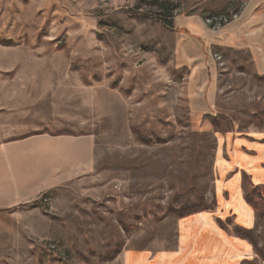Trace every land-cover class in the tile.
Instances as JSON below:
<instances>
[{
    "label": "rangeland",
    "instance_id": "374dc122",
    "mask_svg": "<svg viewBox=\"0 0 264 264\" xmlns=\"http://www.w3.org/2000/svg\"><path fill=\"white\" fill-rule=\"evenodd\" d=\"M246 3L0 0V264H125V250L143 263L174 252L181 206L230 205L250 159L233 143L264 136V75L241 52L213 53L216 99L196 113L175 47L183 19L209 29ZM33 131L45 133L15 139ZM239 217L257 248L230 242V218L216 225L232 254L219 239L218 253L264 264V217Z\"/></svg>",
    "mask_w": 264,
    "mask_h": 264
},
{
    "label": "crops",
    "instance_id": "0c3cea01",
    "mask_svg": "<svg viewBox=\"0 0 264 264\" xmlns=\"http://www.w3.org/2000/svg\"><path fill=\"white\" fill-rule=\"evenodd\" d=\"M246 1L247 5L238 19L229 23L220 31L212 32L204 26L202 21L194 18L183 19L179 25L180 36L175 47L176 62L189 71V82L187 83L191 93L189 105L196 113L205 114L213 108L216 99L213 53L215 55L220 51L241 52L249 58L254 73L258 76L264 75V0ZM41 133L45 132L24 133V135L15 137V139ZM47 133L51 136H58L50 132ZM236 138L233 148L247 154L250 159L253 157V159L248 161L250 159L247 160L243 157L245 159H242V164L246 168L236 167L233 179L230 180L232 192L230 193V190L228 192L230 205L226 207L222 202V206H219V212H221L219 215L210 211H200L181 218L177 223L178 239L174 252L161 254L152 251V256L147 255L145 262L139 263L135 261L137 256L135 252L125 250L122 253L125 264H202V262L205 264H219L224 263V259L231 264L233 256L228 258V255L232 254L233 248L227 242L231 236L218 229L215 218L224 213L227 208V212H232L233 216L231 218L236 225L248 228L241 224L239 215L244 216L246 213L251 214V212L254 214V211L246 204L245 200L243 201V198H239L237 186L241 184V173L249 175V180L254 185L264 183V136L258 139L249 135ZM247 166H250L251 170ZM253 178L255 181L252 180ZM231 238H234L231 239V243L235 239L239 242H245V244L249 243L235 236ZM218 239L224 241L226 245L227 243L230 245H227L230 250L232 249L228 255L225 254L227 251L218 253ZM218 254L220 257H218Z\"/></svg>",
    "mask_w": 264,
    "mask_h": 264
},
{
    "label": "trees",
    "instance_id": "16d2710c",
    "mask_svg": "<svg viewBox=\"0 0 264 264\" xmlns=\"http://www.w3.org/2000/svg\"><path fill=\"white\" fill-rule=\"evenodd\" d=\"M204 118L209 120L212 124H216L218 120L217 115H204ZM217 125V124H216ZM53 135H61V134H69L67 132H57L52 133ZM264 140V139H263ZM241 183L246 185L248 187L246 193L244 194V200L246 204L251 207V209L254 211L255 216L258 219H261L264 217V193H263V187L261 185H254L249 180V175L246 173H241ZM207 207H200V205H183L180 207L179 211H177V216L179 217H185L188 215H191L196 212H200L202 210H206ZM209 209V208H207ZM211 210V209H209ZM231 217L227 216L224 219H221L219 217L215 218L216 224L225 230L227 232L228 228L227 225L231 223ZM232 233L234 236H236L239 239L246 240L251 244L253 248H257L256 239L254 236V232L251 229H247L241 225H233L232 226ZM113 254L111 255V257Z\"/></svg>",
    "mask_w": 264,
    "mask_h": 264
},
{
    "label": "built area",
    "instance_id": "2783aa9c",
    "mask_svg": "<svg viewBox=\"0 0 264 264\" xmlns=\"http://www.w3.org/2000/svg\"><path fill=\"white\" fill-rule=\"evenodd\" d=\"M244 7H245V4H243L242 6H240L239 7V9L235 12V13H233L231 16H229V18H227V16L225 17V16H223V15H219V16H211V17H207L206 19H205V21H204V23L208 26V27H210L211 29H217L219 26H220V21H222L223 23H226V24H228V23H230L231 21H233V20H235V19H237L239 16H240V14H241V12H242V10L244 9ZM209 28V29H210ZM219 29V28H218ZM217 56V55H216ZM218 57V56H217Z\"/></svg>",
    "mask_w": 264,
    "mask_h": 264
}]
</instances>
